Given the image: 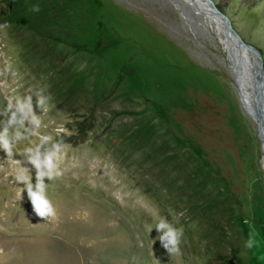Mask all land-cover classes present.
I'll use <instances>...</instances> for the list:
<instances>
[{"label":"rangeland","instance_id":"1","mask_svg":"<svg viewBox=\"0 0 264 264\" xmlns=\"http://www.w3.org/2000/svg\"><path fill=\"white\" fill-rule=\"evenodd\" d=\"M211 2L264 70V0ZM218 26L196 0H0V264H264V147Z\"/></svg>","mask_w":264,"mask_h":264},{"label":"water","instance_id":"2","mask_svg":"<svg viewBox=\"0 0 264 264\" xmlns=\"http://www.w3.org/2000/svg\"><path fill=\"white\" fill-rule=\"evenodd\" d=\"M204 2L205 7H207L208 13L212 19L222 28L232 33L233 37L237 42V61L236 65L232 66V73L234 79L237 83L238 92L242 99V92L246 93L247 96V105L246 109L253 117L256 122L255 116H258L257 119L264 125V70L262 67V62L260 58V54L258 50H256L253 46L248 43H245L239 35L231 28V25L228 19L220 13L217 8L213 5L211 0H202ZM249 51L252 54V57L244 62L241 49ZM245 84L247 86H245ZM243 100V99H242ZM244 103V102H243ZM258 121L256 122L257 130L260 135V126ZM261 137V136H260ZM264 139L262 138V142ZM264 143V142H263ZM262 144V143H261Z\"/></svg>","mask_w":264,"mask_h":264},{"label":"clouds","instance_id":"3","mask_svg":"<svg viewBox=\"0 0 264 264\" xmlns=\"http://www.w3.org/2000/svg\"><path fill=\"white\" fill-rule=\"evenodd\" d=\"M38 10V9H37ZM44 176V173H40L37 177V183L35 185L36 191H33L30 186L28 189V198L31 201L33 206V211L38 217L45 218L47 216L54 215V209L48 199H46L44 194V184L41 181V178ZM156 230L160 232L163 231L160 235L159 241L162 247L166 250L167 253H180L179 244L181 242V237L183 235V228H175L170 224H167L160 219V222L156 225ZM154 243V241H153ZM246 247H253V240L250 238L246 242Z\"/></svg>","mask_w":264,"mask_h":264},{"label":"bare ground","instance_id":"4","mask_svg":"<svg viewBox=\"0 0 264 264\" xmlns=\"http://www.w3.org/2000/svg\"><path fill=\"white\" fill-rule=\"evenodd\" d=\"M196 1H198L199 2V4L201 5V7H202V10L203 11H206V13H208V10H207V7H205V5H204V2L202 1V0H196ZM209 15H210V13H208ZM219 24V23H218ZM220 25V24H219ZM218 27H220V26H218ZM222 28V27H221ZM220 28V29H221ZM221 31H222V33L227 37V39L229 40V43H230V47H233V53H234V55H235V63H236V61H237V56H238V53H237V42H236V40H235V38L233 37V35H232V33H230L229 31H227V30H225V28H222L221 29ZM241 55H242V58H243V60H244V62H247V60H249V58H251L252 57V54L249 52V51H247V50H245L244 48H242L241 49ZM236 65V64H235ZM245 86H247L246 84H245ZM247 87H249V86H247ZM243 93V96H242V98H243V100H244V104H245V106L247 105V96H246V93L245 92H242ZM257 117L258 116H255V118H256V122L258 121V119H257ZM258 123H259V128H260V135H261V137L264 139V125L261 123V122H259L258 121ZM264 142V141H263ZM263 147H264V143H263Z\"/></svg>","mask_w":264,"mask_h":264}]
</instances>
